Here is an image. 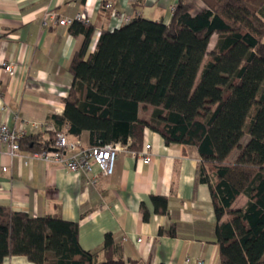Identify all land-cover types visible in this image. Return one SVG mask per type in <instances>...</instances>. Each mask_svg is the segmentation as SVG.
Returning a JSON list of instances; mask_svg holds the SVG:
<instances>
[{"label": "trees", "instance_id": "obj_1", "mask_svg": "<svg viewBox=\"0 0 264 264\" xmlns=\"http://www.w3.org/2000/svg\"><path fill=\"white\" fill-rule=\"evenodd\" d=\"M69 31L84 41L69 65L63 114L50 117L56 126L47 139L23 136L19 146L48 151L63 128L74 137L88 132V146L138 149L145 129L165 145L194 146L197 181L208 186L217 221L219 264H264V0H209L196 13L180 0L167 24L134 16L102 30L86 57L93 27L73 22ZM141 105L151 107L149 118L139 117ZM240 194L247 202L231 209ZM150 198L163 212L166 199ZM9 256L33 264H129L110 233L101 251H86L76 222L0 205V262Z\"/></svg>", "mask_w": 264, "mask_h": 264}, {"label": "crops", "instance_id": "obj_2", "mask_svg": "<svg viewBox=\"0 0 264 264\" xmlns=\"http://www.w3.org/2000/svg\"><path fill=\"white\" fill-rule=\"evenodd\" d=\"M179 1L0 0V124L21 128L25 136L41 134L47 139L56 126L50 117L63 114L72 83L69 65L84 35L72 34L70 25H43L46 13L59 18L86 14L87 24L93 27L86 57L94 51L102 30L127 23L111 18L104 3L110 2L130 20L141 16L167 24ZM182 1L196 13L209 0ZM217 39V34L211 36L208 50ZM9 62L15 69L12 75L3 70ZM141 109L146 110L144 115ZM151 110L141 105L138 115L147 119ZM60 133L90 145L86 131L79 137L66 134L65 128ZM145 144H150L149 163L136 156ZM75 152L66 150L64 155ZM19 153L11 156L0 142V205L31 217L57 215L76 222L79 244L86 251H101L104 236L110 233L129 264H219L217 221L209 188L197 181L201 159L194 146L165 145L157 132L145 129L138 149L121 145L110 176L94 164L88 173H73L59 162L33 156V150L20 147ZM152 195L166 199L163 212L157 210ZM246 202L247 197L240 194L231 209ZM99 256L102 259L101 252ZM0 264L33 263L25 256H9Z\"/></svg>", "mask_w": 264, "mask_h": 264}, {"label": "built area", "instance_id": "obj_3", "mask_svg": "<svg viewBox=\"0 0 264 264\" xmlns=\"http://www.w3.org/2000/svg\"><path fill=\"white\" fill-rule=\"evenodd\" d=\"M103 9L108 12L109 16L114 19H121L128 22L130 19L120 14L110 2L103 4ZM73 22L87 24L88 20L85 13H78L74 17L59 18L54 13H46L43 17V25H70ZM3 70L12 75L15 71L12 63H4ZM25 136L24 131L19 128L17 130L8 127L6 124H0V142L4 143L11 156H20L19 141ZM121 148L119 143H106L95 146H84L82 142L75 139H68L63 133L57 135L55 141V150L35 152L33 156L45 161L59 162L68 171L73 173H88L92 170L93 164L96 165L104 176H110L114 172L117 154ZM76 149V152L68 157L64 155V151ZM150 144L143 145V148L136 153L137 158L143 163H149L151 153L149 152ZM93 182H95L93 180Z\"/></svg>", "mask_w": 264, "mask_h": 264}, {"label": "rangeland", "instance_id": "obj_4", "mask_svg": "<svg viewBox=\"0 0 264 264\" xmlns=\"http://www.w3.org/2000/svg\"><path fill=\"white\" fill-rule=\"evenodd\" d=\"M145 112H146V110L141 109V114H142V115H144ZM247 138H248V135H247V134L244 135V137L241 139V143L246 142ZM236 154H237V149L233 150V152L231 153L229 159L232 160V158H233Z\"/></svg>", "mask_w": 264, "mask_h": 264}, {"label": "water", "instance_id": "obj_5", "mask_svg": "<svg viewBox=\"0 0 264 264\" xmlns=\"http://www.w3.org/2000/svg\"><path fill=\"white\" fill-rule=\"evenodd\" d=\"M50 150L54 151L55 149H54V148H52V149H50Z\"/></svg>", "mask_w": 264, "mask_h": 264}]
</instances>
